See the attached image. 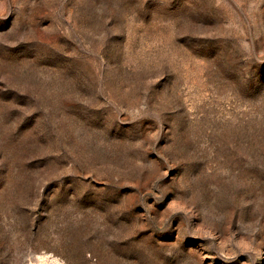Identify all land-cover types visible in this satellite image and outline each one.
Here are the masks:
<instances>
[{
  "label": "rangeland",
  "instance_id": "rangeland-1",
  "mask_svg": "<svg viewBox=\"0 0 264 264\" xmlns=\"http://www.w3.org/2000/svg\"><path fill=\"white\" fill-rule=\"evenodd\" d=\"M0 264H264V0H0Z\"/></svg>",
  "mask_w": 264,
  "mask_h": 264
}]
</instances>
